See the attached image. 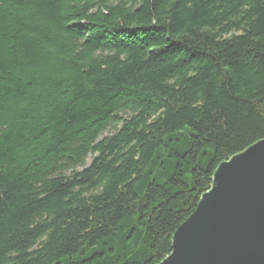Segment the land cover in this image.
<instances>
[{"label": "trees", "instance_id": "1", "mask_svg": "<svg viewBox=\"0 0 264 264\" xmlns=\"http://www.w3.org/2000/svg\"><path fill=\"white\" fill-rule=\"evenodd\" d=\"M263 139L264 0H0V264H159Z\"/></svg>", "mask_w": 264, "mask_h": 264}, {"label": "water", "instance_id": "2", "mask_svg": "<svg viewBox=\"0 0 264 264\" xmlns=\"http://www.w3.org/2000/svg\"><path fill=\"white\" fill-rule=\"evenodd\" d=\"M159 264H264V139L217 166Z\"/></svg>", "mask_w": 264, "mask_h": 264}, {"label": "rangeland", "instance_id": "3", "mask_svg": "<svg viewBox=\"0 0 264 264\" xmlns=\"http://www.w3.org/2000/svg\"><path fill=\"white\" fill-rule=\"evenodd\" d=\"M88 163L90 162V159H88V161H87Z\"/></svg>", "mask_w": 264, "mask_h": 264}]
</instances>
